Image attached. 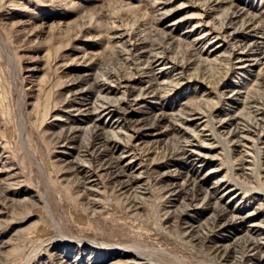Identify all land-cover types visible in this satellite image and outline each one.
Instances as JSON below:
<instances>
[{
    "label": "rangeland",
    "instance_id": "1",
    "mask_svg": "<svg viewBox=\"0 0 264 264\" xmlns=\"http://www.w3.org/2000/svg\"><path fill=\"white\" fill-rule=\"evenodd\" d=\"M262 20L264 0H0V264H264Z\"/></svg>",
    "mask_w": 264,
    "mask_h": 264
},
{
    "label": "bare ground",
    "instance_id": "2",
    "mask_svg": "<svg viewBox=\"0 0 264 264\" xmlns=\"http://www.w3.org/2000/svg\"><path fill=\"white\" fill-rule=\"evenodd\" d=\"M217 4V3H216ZM214 6V5H213ZM210 7V6H209ZM217 7V6H216ZM242 8V7H241ZM230 10V9H229ZM230 11H228V13H229ZM227 13V14H228ZM206 14V13H205ZM208 14V13H207ZM244 14V12L242 11V10H233L232 12H231V14H230V19H237L240 15H243ZM229 15V14H228ZM252 16V15H251ZM243 19V18H242ZM246 20H247V18H245ZM252 20H254V17H249L248 18V20L246 21V22H250V21H252ZM257 21V20H256ZM259 21V20H258ZM262 21H264V20H262ZM201 22V21H200ZM224 22V21H223ZM254 22V21H253ZM261 25H262V23H261ZM252 26V25H251ZM256 27V26H255ZM258 27V26H257ZM261 27V26H260ZM246 29V28H245ZM249 29V28H248ZM232 30V29H231ZM255 30V29H254ZM214 33V32H213ZM217 33V32H216ZM243 33V32H242ZM234 36V35H233ZM239 36V35H238ZM247 38V37H246ZM232 39V38H231ZM243 39H245V38H243ZM233 40V39H232ZM253 41V40H252ZM251 41V42H252ZM225 42V41H224ZM243 42V41H242ZM256 42V41H255ZM258 43V42H257ZM236 45V44H235ZM259 45V44H258ZM239 46H241L239 49H244V48H246V47H244V48H242L243 47V44H240ZM232 47V46H231ZM258 47V46H257ZM260 47V46H259ZM258 47V48H259ZM252 48V47H251ZM255 48V47H254ZM133 49V48H132ZM236 49V48H235ZM234 49V50H235ZM247 49V48H246ZM165 51V50H164ZM237 51V50H236ZM263 51V50H262ZM157 52V51H156ZM207 52V51H206ZM243 52V51H242ZM129 53V52H128ZM155 53V52H154ZM238 53V52H237ZM262 53V52H261ZM142 55V54H141ZM263 55V54H262ZM165 56V55H164ZM241 56V57H240ZM246 56H248V54H243V53H240V55H239V57L241 58L240 60L242 61V60H247V59H244ZM177 57V56H176ZM251 57V56H250ZM254 56H252V58H253ZM256 57V59L259 57V56H255ZM156 58V57H155ZM167 59H168V57H167ZM251 60H253V59H251ZM149 61V60H148ZM207 61V60H206ZM261 61V60H260ZM158 62H159V60H158ZM170 62V61H169ZM246 62V61H245ZM167 64H168V62H167ZM146 65V64H145ZM144 65V66H145ZM165 66H166V64H165ZM165 68V67H164ZM110 74V73H109ZM261 74V73H260ZM109 76V75H108ZM199 76V75H198ZM110 77V76H109ZM115 77H113V79H114ZM113 81V80H112ZM126 82V81H125ZM126 85H128V84H126ZM103 87V86H102ZM108 92V91H107ZM125 97V96H124ZM104 102V101H103ZM102 102V103H103ZM260 104V103H259ZM121 105V104H120ZM259 106V105H258ZM97 107V106H96ZM260 109V108H259ZM104 110V109H103ZM120 110V109H119ZM261 110V109H260ZM106 111V110H105ZM123 111V110H122ZM125 111V110H124ZM258 111V110H257ZM109 112V111H108ZM199 112V111H198ZM127 114V113H126ZM198 114V113H197ZM108 115V114H107ZM264 115V114H263ZM120 116V115H119ZM125 116V115H124ZM190 117H192V116H190ZM118 118V117H117ZM126 118V117H125ZM122 119V118H121ZM233 119V118H232ZM231 121V120H230ZM238 121V120H237ZM185 122V121H184ZM233 122V121H232ZM236 123V122H235ZM262 123H264V122H262ZM188 124V123H187ZM189 125V124H188ZM239 125V124H238ZM250 126V125H249ZM135 127V126H134ZM233 127V126H232ZM241 127V126H240ZM256 128V127H255ZM228 129V128H227ZM230 129V128H229ZM228 129V130H229ZM241 130V129H240ZM261 130V129H260ZM232 131V130H231ZM233 131H235V130H233ZM237 131V130H236ZM241 132V131H240ZM252 132V131H251ZM238 134V133H237ZM250 134V133H249ZM254 134V133H253ZM245 135V134H244ZM66 136V135H65ZM92 136V135H91ZM226 136V135H225ZM237 136V135H236ZM130 137V136H129ZM68 138V137H67ZM189 138H190V136H189ZM193 138V137H192ZM236 138V137H235ZM250 138V137H249ZM189 140V139H188ZM245 140V139H244ZM190 141V140H189ZM247 141V140H246ZM115 142V141H114ZM191 142H194V141H192L191 140ZM190 142V143H191ZM243 142V141H242ZM252 142V141H251ZM111 144V143H110ZM192 144V143H191ZM190 144V145H191ZM90 145V144H89ZM246 145V144H245ZM202 146V145H201ZM191 147V146H190ZM102 148V147H101ZM114 148H115V146H114ZM193 148V147H192ZM182 149V148H181ZM94 150V149H93ZM190 150H191V148H190ZM181 152V151H180ZM184 153V152H183ZM185 154V153H184ZM90 155V154H89ZM94 156H95V154H94ZM174 156V155H173ZM185 156H188V155H186L185 154ZM201 156V155H200ZM104 157V156H103ZM191 157V156H190ZM197 157H199V156H197ZM196 157V158H197ZM102 161V160H101ZM114 162V161H113ZM111 163V162H110ZM121 165V164H120ZM124 167V166H123ZM116 168V167H115ZM125 168V167H124ZM75 169V168H74ZM118 173V172H117ZM129 178V177H128ZM133 178V177H132ZM132 178H130V179H132ZM187 178V177H186ZM123 179H125V178H123ZM115 180V179H114ZM137 180V179H136ZM116 183V182H115ZM120 184V183H119ZM122 185V184H121ZM132 185V184H131ZM166 187V186H165ZM178 187V186H177ZM175 188V187H174ZM180 188V187H179ZM182 188V187H181ZM189 188L191 189V187L189 186ZM124 189V188H123ZM172 189V188H171ZM175 189H177V188H175ZM122 190V189H121ZM215 191V190H214ZM188 192V191H187ZM181 193V192H180ZM187 194V193H186ZM212 195V194H211ZM214 195V194H213ZM185 196V195H184ZM127 197V196H126ZM137 197V196H136ZM194 198V197H193ZM192 198V199H193ZM188 200V199H187ZM135 204V203H134ZM193 204V203H192ZM189 210V209H188ZM221 215H223V214H221ZM227 218V217H226ZM223 219V218H222ZM229 219V218H228ZM232 220V219H231ZM180 221V220H179ZM225 221V220H224ZM207 223V222H206ZM214 223H215V221H214ZM222 223V222H221ZM224 223V222H223ZM222 223V224H223ZM57 226V229H58V231H59V237H62V239L64 240V241H66V243H68L69 245H72V244H74L73 242L74 241H76V242H78V244H82V243H85V244H88V245H92V246H94L93 248H100V249H103V250H105L107 253H109L110 251H112V250H116V251H119V247H116V248H114V246L113 245H106V244H103V243H97V242H89V241H86V240H78V239H72V238H67L63 233H62V229H61V227L59 226V225H56ZM259 227V226H258ZM258 227H257V229H258ZM213 230V229H212ZM250 230V229H249ZM188 231V230H187ZM262 231V230H261ZM189 232V231H188ZM211 232V231H210ZM250 233H252V232H250ZM207 234V233H206ZM259 234V233H258ZM209 235V234H208ZM191 236V235H190ZM197 237V236H196ZM210 237V236H209ZM208 237V238H209ZM257 237V236H256ZM202 239H204V237H202ZM210 239V238H209ZM240 239V238H239ZM197 240V239H196ZM53 241H55V239H53L52 241H50V242H53ZM204 241V240H203ZM211 241V240H210ZM249 242L251 243V246L253 247V250L255 249V248H261V244H260V242L259 241H257V240H249ZM145 248V247H144ZM143 248V249H144ZM239 248V247H238ZM242 250V249H241ZM135 251V250H134ZM138 251V250H137ZM137 251H136V253H137ZM147 251H148V249H147ZM231 251V250H230ZM255 251V250H254ZM214 252V251H213ZM217 252V251H216ZM116 254V252L115 251H113V253L112 254ZM233 253V252H232ZM138 254H139V252H138ZM216 255H217V253H216ZM252 255V254H251ZM221 256V255H220ZM225 257H226V255H225ZM222 258V257H221ZM144 259V258H143ZM139 260H141V259H139ZM135 261V260H134ZM114 264V263H113Z\"/></svg>",
    "mask_w": 264,
    "mask_h": 264
}]
</instances>
